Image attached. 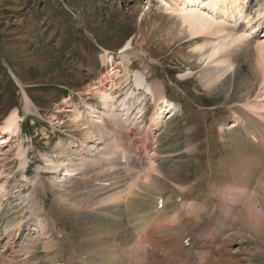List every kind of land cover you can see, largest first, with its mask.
<instances>
[{
	"label": "bare ground",
	"instance_id": "1",
	"mask_svg": "<svg viewBox=\"0 0 264 264\" xmlns=\"http://www.w3.org/2000/svg\"><path fill=\"white\" fill-rule=\"evenodd\" d=\"M254 1L160 2L161 8L169 10V6L177 14L180 29L188 33L191 40L198 43L201 39L202 42L197 45L198 57L205 58L207 62L199 73L198 82L207 94L220 92L224 95V107L229 118L234 120L226 130L229 136L223 142L224 152L213 172V164L209 165L210 175L214 178V183L209 180L214 184L210 186L211 202L196 206L193 201L202 192L198 190L201 182L196 179L189 182L194 184L199 194L193 196L189 183L179 181L169 171L172 165L176 166V159L182 157L190 162H199L200 155L194 156L197 151L195 143L185 141L184 156L173 154L169 147L163 145L159 157L151 159L148 153L151 149L154 151L153 144H156L152 143L155 138L150 127L153 125L143 128L141 120L144 135L140 138L134 136L138 125L136 121L142 118L140 107L132 114L131 103L127 102V97L133 96L134 92L128 93L118 110L109 90L102 86L98 91L99 102L105 111L98 114L92 106H88L86 116H74L73 126L82 130L85 128L81 131L83 140L77 144L75 153L71 147L64 145L54 152V157L47 153L41 155L47 165L42 169L56 172L59 176L57 181L47 184L42 180L40 169L28 178L26 151L18 152V168L25 170L20 181H27L32 191L26 196L19 194L15 202L20 203L13 205L12 210L22 207L25 220L18 216V212L7 216L2 203L6 199L8 201L10 194L0 183V264H142L154 258L152 253H156L157 248L163 250L162 254L158 253L164 255L163 264H174L177 263L173 262L176 258L178 261L181 257L187 259L188 254L181 251L184 248L180 245L174 255L173 250L162 245L161 238L168 240V230L174 229L184 217L197 220L202 209L207 210L205 214L210 213L211 218L207 222L221 215L218 219L220 224L195 236V239L197 237L209 243H213V238L219 239L224 245L221 236L229 231V222L230 227L239 224L241 228L247 227L245 223H248L249 230L254 228L251 231L254 237L260 238L264 234V98L258 102L249 99L248 81L249 77L261 78L264 87V42L253 37L264 24V0L262 4L255 5L259 7L256 19L251 11ZM109 82L106 80V84ZM134 86L136 90L150 94L154 108L161 105V111L151 115V123L158 121L162 128L166 118L184 116L182 106L169 103L162 86L148 84L143 74L137 72L134 75ZM24 103L30 107L26 95ZM130 115H133L132 118ZM19 122L17 111H10L4 126L0 127V135L13 137L20 130ZM134 123L132 133L130 127ZM221 132L219 136L223 137ZM134 137L140 140L135 141ZM6 142V137H0V145ZM210 145L207 141L204 147L207 162L214 158ZM41 194L43 198L53 197L51 203L42 199ZM168 204H171L170 214ZM65 219L70 222L69 230ZM29 222L33 223L31 226L38 233L37 237L25 235V239L19 241L18 232L25 228L30 230ZM178 230L192 242L185 225L183 231L182 228ZM214 232L217 235H213ZM65 241L76 242L79 248L61 251L60 246ZM17 242L18 249L14 247ZM36 245L37 249L44 251L43 256L32 254ZM10 250L14 256L4 260L3 256ZM22 254H25L23 258ZM209 256H217V264L224 257V251L218 247ZM191 260L185 263L195 264Z\"/></svg>",
	"mask_w": 264,
	"mask_h": 264
},
{
	"label": "rangeland",
	"instance_id": "2",
	"mask_svg": "<svg viewBox=\"0 0 264 264\" xmlns=\"http://www.w3.org/2000/svg\"><path fill=\"white\" fill-rule=\"evenodd\" d=\"M160 2L161 0H0V127L4 126L6 117L12 110L17 111L20 121V130L14 134L15 137L0 135L7 140L0 145V183L10 194L8 201L6 199L2 203L8 217L11 213L18 212V216L25 220L22 207L18 210H12V207L20 203L15 202L19 194L26 196L32 191L27 181H20L25 170L18 168V152L26 151L28 178H32L37 169H40L42 180L47 184L57 181L59 176L56 172L49 173L42 169L47 165L41 155L47 153L54 157V152L61 150L64 145L71 147L75 153L83 140L81 131L85 128L82 130L81 127L73 126L74 116H86L88 106H92L98 114L105 111L99 102L98 92L103 87L109 90L118 110L128 93L134 92L133 96L127 97V102L131 103L132 114L138 112L140 107L139 115L142 117L139 120L135 117L138 125L134 136L140 138L144 135L141 120L144 122L143 128L153 125L150 127L155 138L152 143L156 144H153L154 151L149 150L151 159L159 157L163 145L169 147L173 154L184 156L185 141L192 140L195 143L197 151L194 156L200 155L199 162H190L182 157L180 160L176 159V166L172 165L169 171L174 178L187 185L195 179L201 182L198 186V190H202L200 196L194 184L189 183L193 196H199L193 201L196 206L201 207L211 202L210 186L214 185V178L210 175L209 165L213 164V172L217 160L220 161L224 152L225 138L229 136L226 130L234 120L229 118L228 110L224 107V95L220 92L207 94L198 82L199 73L207 62L205 58L198 57L197 45L201 39L198 43L191 40V36L180 29L177 14L169 6V10L161 8ZM258 3L262 4V0L254 1L251 6L254 19L259 8L255 5ZM262 35L264 24L253 37L264 42ZM128 42L129 46L126 47ZM137 72L144 75L148 84L162 86L167 101L181 105L184 116L175 115L174 118L167 119L162 128L158 121L151 123V115L155 111H161V105L154 108L150 94L136 90L134 75ZM106 80L111 83L106 84ZM248 81L249 99L256 102L262 100V79L249 77ZM25 95L30 101L29 108L24 103ZM131 116L133 115L130 118ZM223 123L226 125L223 126ZM134 126L135 123L130 127L131 131ZM157 126L159 130H155ZM220 132L223 137L219 136ZM135 137V141L140 140ZM207 141L211 144V152L215 158L211 157L210 162L204 159L207 156L204 150ZM75 145L77 146L74 147ZM41 197L48 204L53 200L49 196L43 198V194ZM167 207L170 214L171 204ZM206 211L202 209L197 220L184 217L182 221L185 224L181 221L174 229L168 230V240L161 238L162 245L173 250L174 255L180 245L184 248L181 251L187 252V259L181 257L178 261L176 258L173 262L177 263L174 264H187L185 262L191 259L195 264H216L217 256L210 257L209 253L215 252L218 247L224 251V257L217 264H264V234L260 238L254 237V228L249 230L248 223H245L247 227L241 228L239 224L230 227L229 222V231L221 236L224 245L213 237V243L197 239L207 229H215L220 224L218 219L221 215H216L213 221L207 222L211 216L210 213L205 214ZM65 223L69 230L70 222L65 219ZM183 224L192 242H195H189L184 237L185 234L183 236L179 232L178 228L183 231ZM31 225L33 223L29 222L28 228ZM33 228L31 226L28 231L26 228L25 231L20 230L19 241H23L25 235L36 238L38 233ZM239 229L242 230L239 232ZM213 235L217 233L214 232ZM6 241L7 238L4 239ZM18 244L19 242L14 246L16 249ZM37 247L36 245L32 254L43 256L44 251ZM60 247L61 251L79 248L76 242L70 241L62 242ZM157 249L156 253H152L154 258L145 260L142 264H163L161 261H164V255L158 254L159 251L162 254L163 250ZM13 256L10 250L3 259L10 260Z\"/></svg>",
	"mask_w": 264,
	"mask_h": 264
},
{
	"label": "snow or ice",
	"instance_id": "3",
	"mask_svg": "<svg viewBox=\"0 0 264 264\" xmlns=\"http://www.w3.org/2000/svg\"><path fill=\"white\" fill-rule=\"evenodd\" d=\"M197 2H199V0H197ZM197 10H198V9H197ZM201 14H202V15H205V13H201ZM208 19H209V20H211V19H212V17H211V16H209V17H208Z\"/></svg>",
	"mask_w": 264,
	"mask_h": 264
}]
</instances>
